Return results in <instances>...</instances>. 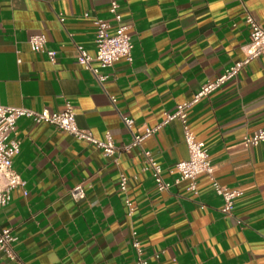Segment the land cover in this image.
Listing matches in <instances>:
<instances>
[{"label": "crops", "instance_id": "0c3cea01", "mask_svg": "<svg viewBox=\"0 0 264 264\" xmlns=\"http://www.w3.org/2000/svg\"><path fill=\"white\" fill-rule=\"evenodd\" d=\"M248 13L264 29V0H0V103L50 112L69 104L80 128L127 146L247 59ZM97 20L111 34L127 27L134 39L133 62L100 70L108 76L103 84L77 62L80 50L95 56ZM40 34L55 62L32 51L29 39ZM123 118L133 120L131 130ZM188 124L220 184L244 192L230 216L207 177L197 179L195 192L188 181L173 185L168 170L189 158L178 120L112 159L53 125L21 118L10 140L21 142L14 169L28 194L15 189L0 211V231H12L20 261L135 264L136 232L149 264H264V144L244 145L264 130V60L253 59L193 105ZM143 151L163 168L168 192H158L154 173L144 170ZM77 186L86 193L80 201L71 195ZM0 264L18 262L0 251Z\"/></svg>", "mask_w": 264, "mask_h": 264}, {"label": "built area", "instance_id": "2783aa9c", "mask_svg": "<svg viewBox=\"0 0 264 264\" xmlns=\"http://www.w3.org/2000/svg\"><path fill=\"white\" fill-rule=\"evenodd\" d=\"M117 9L118 5L113 3L111 13L120 23L121 16L117 13ZM245 21L250 29V43L245 49L247 59L233 65L216 80L204 84L192 102L179 105L175 112L167 113L160 125L154 128H147L142 134H134L132 143L127 146L117 147L109 133L106 135L105 140H99L94 137L91 131L80 128L76 121L74 109L69 104L62 111L50 112L48 110L34 111L28 108L7 107L0 103V211L8 205L15 189L23 188L25 194H28L25 190L26 181L14 169V159L21 151V142L10 140L16 132L18 121L26 117L37 124L47 123L53 125L63 133L93 145L102 151L106 157L112 159H115L123 151L127 152L138 147L142 148V144L146 139L155 135L163 126L178 120L183 125L184 140L188 148L189 158L175 164L168 170L170 175L176 176L173 185L188 181L190 182L189 190L195 192L197 190V179L201 176L207 177L216 194L224 200L222 212L228 216L232 215L236 201L243 197L244 192L241 189H230L220 184L216 178L215 167L208 148L204 142L196 139L189 127L188 118L189 110L193 105L219 90L227 81L237 78L243 67L249 64L250 61L256 58L264 60V29L249 13L246 15ZM111 29L112 26L108 22L97 20L95 56L91 57L87 51L80 50L77 59L78 64L90 71L101 84L108 79V76L102 74L100 70L111 69L122 59L131 64L134 59V39L128 32V28L119 26L114 34L110 33ZM29 45L33 52L45 53L51 62H55L56 52L48 49V39L45 35L32 36L29 39ZM94 63H97L99 67H94ZM123 121L126 127L131 130L134 125L133 120L123 118ZM262 143L264 144V130H260L244 139L246 148L257 147ZM143 155L146 160L144 170L154 173L158 192H168L172 183L164 180L163 168L153 159L149 151H143ZM119 187L124 194H127L128 177L124 174L120 175ZM71 195L77 201L86 198V193L82 186L75 187L71 191ZM125 202L129 214H132L134 210L133 203L128 197ZM15 241L16 238L11 230L0 231V251L11 261L18 262V264H27L20 261L14 250L13 243ZM132 247L136 252L135 264H149V261L144 257V251L136 232L133 233Z\"/></svg>", "mask_w": 264, "mask_h": 264}]
</instances>
